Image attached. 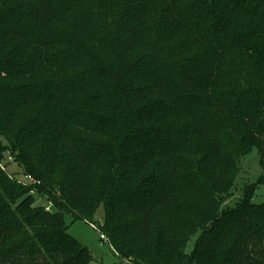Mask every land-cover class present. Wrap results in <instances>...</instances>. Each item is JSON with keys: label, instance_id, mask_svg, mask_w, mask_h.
<instances>
[{"label": "trees", "instance_id": "1", "mask_svg": "<svg viewBox=\"0 0 264 264\" xmlns=\"http://www.w3.org/2000/svg\"><path fill=\"white\" fill-rule=\"evenodd\" d=\"M253 149L264 171V0H0L17 167L0 169V264H90L66 216L133 264H264L257 184L222 207Z\"/></svg>", "mask_w": 264, "mask_h": 264}, {"label": "rangeland", "instance_id": "2", "mask_svg": "<svg viewBox=\"0 0 264 264\" xmlns=\"http://www.w3.org/2000/svg\"><path fill=\"white\" fill-rule=\"evenodd\" d=\"M239 173L235 179L232 190L225 198L222 207L226 205H234L242 196L245 188L250 184H257L255 191L250 195V201L255 204L264 202V180L258 183V180L263 177L259 163V154L256 149H253L246 155L238 159ZM16 165L13 160L7 156L0 160V169L12 176L16 170ZM20 179L22 177L19 176ZM34 207L46 206V201L40 197H36L32 202ZM103 210L99 208L96 213V219L99 224H102ZM67 226V233L76 240L79 244L87 247L92 255V262L90 264H133L121 260L114 254L110 245L106 241H101L99 238V231L91 226L88 222L81 219H74L70 216L65 217ZM199 233L195 234L186 246V252H190L197 240Z\"/></svg>", "mask_w": 264, "mask_h": 264}, {"label": "built area", "instance_id": "3", "mask_svg": "<svg viewBox=\"0 0 264 264\" xmlns=\"http://www.w3.org/2000/svg\"><path fill=\"white\" fill-rule=\"evenodd\" d=\"M23 178H24V180H25L26 182L35 183V181H34L29 175H26V176H24ZM36 183H39V182H36ZM32 192H33V191H31V193H32ZM46 209L48 210L49 207L47 206ZM91 226H93L95 229H97V227H96L95 225H91ZM99 233H100V232H99ZM99 238H100L101 241H106V242H108L107 238H106L105 235L102 234V233H100Z\"/></svg>", "mask_w": 264, "mask_h": 264}, {"label": "crops", "instance_id": "4", "mask_svg": "<svg viewBox=\"0 0 264 264\" xmlns=\"http://www.w3.org/2000/svg\"><path fill=\"white\" fill-rule=\"evenodd\" d=\"M126 262H129V261H126Z\"/></svg>", "mask_w": 264, "mask_h": 264}]
</instances>
